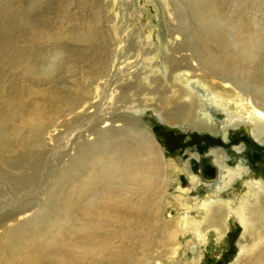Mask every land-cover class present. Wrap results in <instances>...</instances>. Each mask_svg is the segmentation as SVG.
<instances>
[{"label": "rangeland", "instance_id": "1", "mask_svg": "<svg viewBox=\"0 0 264 264\" xmlns=\"http://www.w3.org/2000/svg\"><path fill=\"white\" fill-rule=\"evenodd\" d=\"M9 1L12 12L17 15L24 13L39 25L40 35L33 39L34 51L30 55L37 57L36 61L40 65L32 68H49L53 47L57 43L54 42L55 38L69 33L67 39L57 44L69 51L71 49L69 59L76 62V69L63 73L60 71L51 77L34 78L25 74L22 67L14 68L11 63L18 61L14 50L27 47L24 41L28 35L14 19L8 23L0 22V33L9 32L10 40L6 45L0 40V59L4 61L0 65V75L3 76L0 87L5 89V99L11 104L12 121L7 131L14 142L10 146H15L19 152L27 150L33 123L40 122L44 126L41 138L43 146H29L37 156L27 159L22 167V172L32 175L23 189L17 190V185L13 184V175L21 171L16 170L17 167L14 169L13 165L6 167L0 163V264H144L145 260H150L149 264H236L239 247L248 245L240 238L243 233L240 224L231 218V229L225 236L219 234L218 228L206 229L203 226L205 210L202 203L212 200L213 206L219 202H230L232 209H235L246 196L249 183H264V144L256 142L246 126L234 128L224 140L221 135L180 129L159 121L154 106L163 105L165 98L173 101L179 80L184 82L186 79L182 77V72L179 79L170 78L167 72L166 59L182 42L176 33L170 36L178 28V15L170 1H68L62 3L64 7L53 2V5L50 4L52 10L47 0ZM214 1L200 0L196 3L199 7L184 5L183 18H187V26L191 29L208 26L214 17H204L201 13L206 11L209 14L207 9L213 6ZM31 4L36 7L33 11L29 9ZM220 7L224 17H227L229 29L243 26L240 30L241 39L250 38L256 28L264 26V0H222ZM94 28L103 30L99 33L101 41L94 43V47L75 38ZM80 54L85 57L79 58ZM188 55L183 52L175 54L176 60L180 61ZM138 56L142 60L137 65ZM186 64L189 67L188 76L192 79L190 87L195 97L201 99L216 131L225 121V115L214 105H208L210 95L193 83L202 76L196 63L186 59L178 67ZM242 67L249 69L253 86L263 90L264 55L260 53L252 63L246 62ZM111 70L120 71L117 75L119 83L113 89L110 87L107 98L102 96L104 76L99 73L106 74ZM141 72L142 86L138 87L139 82H136L134 75ZM125 82L133 83L121 88L123 91L117 89L113 93L117 85ZM139 88L143 89L142 95H137ZM76 93L80 94L81 104L76 110L68 111L70 105L77 102L74 99ZM116 96H120L118 102L114 100ZM138 99L143 104L137 103ZM124 102L137 110L139 128L146 129L153 136L166 162V191L157 203L161 214L154 212V217L148 215L152 224L158 222L159 218L155 233L150 231V223L143 224L137 218L130 219V216L115 213L120 205V201L116 200L120 199L112 196L108 200L110 189L96 181V173L103 168L105 154L91 160L83 150H75L76 137L90 129L85 134L87 136L95 125L94 119H89V114L96 111H101L100 115L111 113L113 104L116 103L117 107ZM88 106L92 108L88 109ZM141 106L142 109L139 108ZM163 106L172 108V104L168 103ZM231 112L236 114V109L232 107ZM200 119L203 120L201 115L198 121ZM116 125L120 126L119 123ZM15 132H18L17 138L13 137ZM240 147L241 152L235 150ZM219 152L224 153V159L218 165L221 169L214 165L212 155ZM236 172L240 173V177L234 176ZM190 173L195 179L191 178ZM83 177L88 178V182ZM229 177L234 182L229 183ZM84 184L91 185V194L81 192L80 188ZM65 199L68 200L67 204ZM91 199L108 202L109 208L105 209L110 216L115 218L118 215V221L124 222L120 226L115 220H110V216L103 215L100 219L102 225L95 235V244L88 242L91 239L87 237V240L83 234ZM142 200L136 198L133 201L136 209L150 203ZM155 204L156 201L151 202L150 208L157 210ZM9 231L11 234L8 235ZM147 250L150 254H147ZM74 257L79 259L75 260Z\"/></svg>", "mask_w": 264, "mask_h": 264}, {"label": "bare ground", "instance_id": "2", "mask_svg": "<svg viewBox=\"0 0 264 264\" xmlns=\"http://www.w3.org/2000/svg\"><path fill=\"white\" fill-rule=\"evenodd\" d=\"M68 1L70 3H85L88 0H47V5L51 6L53 5V2H58L60 3L61 7H64L62 3H67ZM169 1L175 7L178 15V18H176L178 22V28L174 29V33L170 34V36L175 35L176 33L177 36L181 37L182 42L180 44H177V50L172 51L173 54H171L170 57L166 59L167 72L169 77H172L174 79H179L182 72V77L186 79L184 82L179 80L180 84L177 85L178 90H176L174 94L175 96H173V101H168V99L166 98L163 101V105L165 103L172 104V108H166L163 105L159 107L154 106V113L158 115V118L160 119L159 121L168 126L179 127L180 129L187 128L198 133H213L214 136L221 135L224 140H226L227 134L234 130V128H241L246 126L249 128V132L255 139V141L259 144H264V89L261 90L253 86V84L251 83L252 75L249 72V69H247L246 67H242V65L246 62L252 63V61L260 53L264 55V26H259L258 28H256L255 33H253L250 38L241 39L240 30L243 26H233L234 29H229L228 25L226 24L227 17H224L225 15L222 13V9L220 7L222 0H215L213 6L207 9L209 14L206 11H204V13H201V15H203L204 17H206V15L208 17H214L211 23L206 27H202L201 29H191L187 26V18H183V15L185 13L183 12L182 8L186 4H191L193 6L199 7L196 3H199L200 0ZM10 2L11 1L9 0H0V22L8 23L9 21H12L14 19L21 25L22 31H24L25 34L28 35V38L24 41L27 47H21L17 50H14L18 61L11 63V65L15 66L14 68L19 69L20 67H22L23 69L21 70H23L25 74L27 73L28 76H32L34 78L51 77L58 74L60 71H62L63 73L66 70L68 72V70L76 69V62L73 63L69 59V52L71 51V49L69 51L66 47L59 46L57 44L59 41L67 39L69 33L64 36H57L55 38L54 42L57 43L56 46L53 47L54 53L50 57L51 61L48 65L50 66L49 68H39L38 70L32 68V66L35 67L38 65L39 67L40 65L39 62L36 61L37 57L34 58L32 57V55H30V53L34 51L33 39H35L36 36L39 37L40 35L39 25L35 20L31 21L29 19L30 17H27V15L25 16L24 13L23 15H17L15 14V12H12ZM52 7L53 6L50 7L51 10ZM35 8L36 7L33 4H31L29 7L31 11H33ZM48 10L49 8H47V11ZM100 32H103V30L94 28L89 32L76 35L75 38L79 39L82 43H86L89 47H94V43H98L99 41H101L99 40V36L101 35L99 34ZM97 34L98 36L96 37ZM8 35L9 32L6 34L0 33V40L4 45L10 42ZM209 48H212V50H210ZM181 52L188 53L189 55L184 56L181 61L176 60L177 57L175 56V54H179ZM78 57H85V55L80 54L78 55ZM186 59H189L191 62L196 63L197 67L199 68L198 71L202 73V76H199L198 80L194 81L193 83L197 87L204 89L205 92L210 95L208 105H214L218 111L225 115V121L221 123L216 131H214L215 127L209 114H207L203 108L201 99L197 96L195 97L193 89L190 87L192 79L190 76H188L189 67L187 66V64L182 67H178L179 63L182 61H186ZM141 60V56H138L136 59V64L138 65ZM2 64H4V61L0 59V65ZM184 67L187 69L182 70L181 68ZM111 71H107L106 74L102 73L101 71L99 73V75L104 76V81L102 84V96H106L107 98H109L108 90H110V87L112 86L113 89V86L119 83V81H117V75L120 71ZM141 74L143 73L141 72L134 75L136 82L140 83V85L139 83L137 84L138 87L142 86ZM124 77H126V74L125 76L123 75V78ZM2 78L3 76L0 75V86ZM85 82L88 83L87 79ZM132 83L133 82H125L123 85H117L114 88L113 93L117 92V89H119V91H123L121 88H124L127 85H131ZM205 83L207 85H205ZM137 93V95H142L143 89L139 88ZM119 97L120 96H116L114 100L118 102ZM74 99L77 102L74 101V103L70 105V108L67 109L68 111L76 110L78 108L77 106L81 104L82 99L80 98V94L76 93ZM103 103H105V100L103 101ZM137 103L143 104V102H141V100L139 99ZM115 104H113L111 113L100 115L101 111H96L95 113L93 112L89 114V119H91V121H93L92 119H94L95 125L93 126L92 131L89 132L87 136H85V134H87V131H89L90 129L82 132V134L76 137V141L74 142L76 146L75 150H83L89 156L88 159L91 160H96V157H100L102 154H105L104 157L102 156L105 159L103 165L102 163H100L103 168L98 167L102 169L99 171V173H96V181L101 186L107 187L108 190L110 189L108 191L110 193L109 196H107L108 194H106L108 200L112 196V198L114 199H120L116 200L120 201V205L117 209L115 207V213L121 216H130V219L137 218V221H139L140 223L145 222L146 224H149L150 217H148V215L152 216L154 212H156V214H159L160 208H158L157 203H159V199L162 200L163 193L166 191L165 188L168 181L165 176L166 162L164 161L161 149L153 136L146 129H143L142 127L139 128L138 122H136V117L138 115L137 110H135V108L133 107H130L128 102H124V104L117 107H115ZM10 107L11 104L5 99V89L3 90L0 87V163L6 167L13 165L15 167L14 169H16L17 167L16 170L21 171L18 175H13V184L17 185L15 186V189L20 190L32 176H29L22 172V167L27 163V159H29L30 157L36 158L37 156H35V153H32L31 148H41V145L43 146V140L41 138L43 135L44 126L40 122L33 123L30 130L31 137L28 140L29 144L27 146V150L19 152L17 148H15V146H10L14 142L9 138V133L7 131L12 121ZM232 107L236 109V114L231 112ZM89 108H92V106H88V109ZM139 108L142 109L143 107L141 106ZM199 115L202 116L203 120L200 119L198 121ZM116 123H119L120 126H117ZM128 126H130L131 129H128ZM70 133L72 134V131ZM13 137L17 138L18 132H15L13 134ZM71 137L72 136H70V138ZM90 137H92V139H89ZM29 146L31 148H29ZM235 150L241 152V147L236 148ZM212 155L213 163L216 166H218L221 160L224 159V153L222 152H219L218 154L212 153ZM62 160L65 161V159ZM90 163L92 164L93 162ZM92 169H94V166L92 167ZM218 169L221 168L218 166ZM239 174V172H236L234 176L240 177ZM0 176L2 177V175ZM190 176L192 179H195L194 176L191 175V173ZM92 177H94L95 179V176L92 175ZM87 179L88 178H86V180ZM232 179V177L228 178L229 183L232 181ZM232 182H234V180ZM90 184H84L82 188L79 187L81 189V192L91 194L93 190L90 187ZM76 185L78 186V184ZM33 190L32 192H34ZM118 195H121L122 197H119ZM136 198H141L143 199L142 201H144L145 199L150 203L156 201L155 207L157 210L151 209L150 203L142 204L141 208L136 209L133 205V201ZM65 200L64 202L66 203L68 200ZM211 202L212 200H207L206 202L202 203V208L205 210L203 226L206 229L218 228L220 231L219 234L221 236H225L231 229L229 225V221L231 220V218L237 220L238 224H240L239 226H241L243 231L240 238H242L244 242H247L248 245L246 247H241L239 245V256L237 257L236 264H264V183H262L261 181H254V183H249L246 196L238 202V205L235 209H232V204L230 202H219L218 204H215L213 206H211ZM71 204L72 202L70 203V205ZM75 205L77 206V203ZM88 205L89 217L85 225L83 224L84 229H82L83 234L86 235V239L87 237L91 239L88 242L94 243L96 239L95 235L102 225V221L100 219L103 217V215L110 216V214L106 210L107 208H109V205L106 201H94L93 199L90 200ZM69 208H71V206ZM118 215L114 216L115 218H113L111 215L110 220H115L118 225L122 226L124 225V222L118 221V219H120ZM158 223L159 218L158 222L153 224L150 223V231L155 233V229H157ZM146 226L148 227L149 225ZM9 234H11L10 231L8 235ZM150 245H152V242L150 243ZM150 248L151 247H149V249ZM147 254H150L148 250ZM74 259L78 260L79 257H74ZM149 261L150 260H145L144 264H149Z\"/></svg>", "mask_w": 264, "mask_h": 264}]
</instances>
